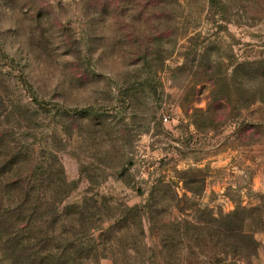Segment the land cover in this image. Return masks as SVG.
Instances as JSON below:
<instances>
[{
	"label": "rangeland",
	"instance_id": "374dc122",
	"mask_svg": "<svg viewBox=\"0 0 264 264\" xmlns=\"http://www.w3.org/2000/svg\"><path fill=\"white\" fill-rule=\"evenodd\" d=\"M118 1L0 0V96L37 99L70 203H111L100 264H264V0Z\"/></svg>",
	"mask_w": 264,
	"mask_h": 264
},
{
	"label": "trees",
	"instance_id": "16d2710c",
	"mask_svg": "<svg viewBox=\"0 0 264 264\" xmlns=\"http://www.w3.org/2000/svg\"><path fill=\"white\" fill-rule=\"evenodd\" d=\"M106 1L108 8L119 3ZM208 2L212 9L227 7L223 0ZM30 90L34 95L32 86ZM33 102L38 101L30 105ZM30 105H9L0 96V264H100L117 249L111 236L120 231L119 221L114 220L111 203L105 198L70 203L73 190L63 167L57 177L49 162L36 160L34 133L25 125L26 113H21H29ZM50 189L59 191L53 196ZM145 207L125 208L132 213ZM133 219L137 221L131 226L143 232V217L137 214ZM233 234L232 229H225L226 248ZM135 249L127 245L126 252Z\"/></svg>",
	"mask_w": 264,
	"mask_h": 264
},
{
	"label": "built area",
	"instance_id": "2783aa9c",
	"mask_svg": "<svg viewBox=\"0 0 264 264\" xmlns=\"http://www.w3.org/2000/svg\"><path fill=\"white\" fill-rule=\"evenodd\" d=\"M164 120H165V121H168V118H167V117H165V118H164Z\"/></svg>",
	"mask_w": 264,
	"mask_h": 264
}]
</instances>
